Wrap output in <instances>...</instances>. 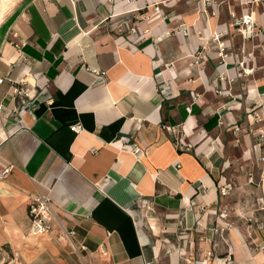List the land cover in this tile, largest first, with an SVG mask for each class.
<instances>
[{"label": "crops", "instance_id": "crops-1", "mask_svg": "<svg viewBox=\"0 0 264 264\" xmlns=\"http://www.w3.org/2000/svg\"><path fill=\"white\" fill-rule=\"evenodd\" d=\"M181 1L16 0L0 12V246L12 264H264V190L263 204L220 191L230 147L264 155L260 45L212 1ZM21 81L31 104L12 97ZM35 195L55 214L39 237L27 236ZM69 230L86 249L62 239Z\"/></svg>", "mask_w": 264, "mask_h": 264}, {"label": "built area", "instance_id": "built-area-1", "mask_svg": "<svg viewBox=\"0 0 264 264\" xmlns=\"http://www.w3.org/2000/svg\"><path fill=\"white\" fill-rule=\"evenodd\" d=\"M206 3H209L213 0H205ZM264 3V0H239V4L241 6H245V8L241 9V12L239 14H236V12L229 10L228 11V19H229V25L231 28H234L236 33L246 41H251L254 38H259L262 36L264 38V27H260L257 22V18L255 16V12L253 11L254 7H257ZM158 11V8H155V11ZM123 28L119 26L118 32L123 33ZM125 32L128 34L129 37H134L136 34H138L139 29L137 26L127 25V28H125ZM181 33L184 36L189 35V31L187 29H184L181 31ZM16 49L18 48V45L14 46ZM217 48L219 49L221 55L222 52L228 49V46L225 43H219L217 45ZM223 57V56H222ZM226 57V55H224ZM199 60H204V47H202V50L197 52L196 54V61L195 63H198ZM94 72V71H92ZM244 73H249L244 71ZM4 78L0 76V87L4 83ZM11 94L14 99H20L22 105H28L31 104V96H30V90L28 88V85L21 81L17 84L10 86ZM160 96L162 98L168 97L170 95L169 93V86L164 83L160 89H159ZM1 96V91H0ZM195 101L198 100L196 96H193ZM4 110V106L2 101L0 100V114ZM168 131L174 136V144L176 148L180 151L184 150L186 147V144L182 141V137L178 135V133L172 129L167 128ZM82 130V127L80 124H73L70 127V131L78 134ZM125 143H127L129 140L124 139ZM8 172V168H4L0 171V180L5 177V175ZM221 193H225V187H223L221 190ZM27 217H28V227H27V235L32 237H39L44 236L52 232V227L54 226L55 222V214L52 209V204L48 197L43 195H35V196H29L27 200ZM62 239L67 240L71 243V246L78 249H86L82 244H77L75 240L76 232L75 230H69L63 232L61 235ZM100 254L102 256H106L107 252L104 249L100 250Z\"/></svg>", "mask_w": 264, "mask_h": 264}, {"label": "rangeland", "instance_id": "rangeland-1", "mask_svg": "<svg viewBox=\"0 0 264 264\" xmlns=\"http://www.w3.org/2000/svg\"><path fill=\"white\" fill-rule=\"evenodd\" d=\"M9 1V0H8ZM5 1L4 8L1 10V0H0V12H4L8 7L12 6V3L16 0ZM187 0H182L184 2ZM189 1V0H188ZM199 0H190L188 5H185V8H191L193 5H196ZM212 4L217 5L221 18L224 21L228 19V11L232 10L239 14L241 9L245 6L239 4V0H213ZM253 11L257 17V22L260 27H264V21L259 19L262 15L264 16V3L254 7ZM234 29V28H232ZM255 39V44L260 45L255 52V65L260 68L259 72H264V38L262 41ZM251 47V43H249ZM196 56V55H195ZM262 152L264 153V144L261 145ZM262 153V154H263ZM228 156L230 158V168L225 176V184L222 187H225L227 200L233 202H260L263 204L262 196H259V192L264 190V155L259 156L257 161L254 158H251L247 161L239 158V151L230 147L228 149ZM230 186V187H229ZM257 190V192H256ZM260 190V191H258ZM261 197V198H260ZM139 211L141 214L147 215L150 214V209H147L146 203L139 204ZM232 214L230 219L234 220L237 216L240 218L242 216V209H232ZM28 236V235H27ZM13 254L5 246H0V264H12Z\"/></svg>", "mask_w": 264, "mask_h": 264}, {"label": "bare ground", "instance_id": "bare-ground-1", "mask_svg": "<svg viewBox=\"0 0 264 264\" xmlns=\"http://www.w3.org/2000/svg\"><path fill=\"white\" fill-rule=\"evenodd\" d=\"M5 1H6V0H2L3 3H5ZM7 1H8V0H7ZM9 1H10V0H9ZM9 1H8V2H9Z\"/></svg>", "mask_w": 264, "mask_h": 264}]
</instances>
